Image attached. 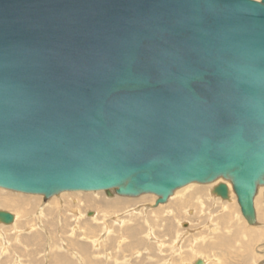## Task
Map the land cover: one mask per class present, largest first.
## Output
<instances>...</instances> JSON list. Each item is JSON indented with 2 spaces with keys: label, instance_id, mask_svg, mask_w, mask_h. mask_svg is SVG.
I'll return each instance as SVG.
<instances>
[{
  "label": "water",
  "instance_id": "95a60500",
  "mask_svg": "<svg viewBox=\"0 0 264 264\" xmlns=\"http://www.w3.org/2000/svg\"><path fill=\"white\" fill-rule=\"evenodd\" d=\"M219 178L256 224L264 0H0V188L159 205Z\"/></svg>",
  "mask_w": 264,
  "mask_h": 264
},
{
  "label": "rangeland",
  "instance_id": "374dc122",
  "mask_svg": "<svg viewBox=\"0 0 264 264\" xmlns=\"http://www.w3.org/2000/svg\"><path fill=\"white\" fill-rule=\"evenodd\" d=\"M222 182L224 181H219V183ZM216 185L214 184V187L211 188L214 189ZM98 192H101L100 196H102L103 198H110L109 200H111L113 204L109 207L105 204H99L96 206L90 205L83 208L82 212L87 218L80 220V222L78 223L82 228H84V230H87L88 228L92 239L93 236H97L96 239L101 240L100 242L102 243H96L95 246L93 242H86L84 239H82V237L78 236L74 238L70 236L74 228V226H70L76 224L74 222L75 217L73 216L72 211H70L75 206V203L71 198L83 200L85 194H90L93 192H84L85 194L81 196H77L75 192H64L65 194L61 193V196L67 199L68 202L64 210L60 211L62 218L61 223L58 226L56 215L52 214L53 210L51 204L47 203L44 204V207H42L43 202H48L49 199L44 200L45 197L42 195L17 193L0 188V200L3 199L2 197H10L13 199H19L22 203L12 206V210L8 209L3 211H7L10 213L16 212L22 217L21 220H23V222L19 223L21 225L17 226L18 228L16 230L5 229L7 240H0V264H193L196 258L200 257L205 259L208 258L209 260L213 261L212 263L214 264H264V205L262 204L264 203V201L262 193L258 199V201L262 202H258L256 204L258 225L250 226L249 223L245 222L246 220H244L241 216L242 218L239 221L238 219L235 221L231 219L232 222H234L233 224H231L232 222L230 223L229 219H227V226H223L222 223H220V227L222 229L219 228V231L215 232L214 230L218 229L219 226L217 227V225L221 220H218L217 224L215 220L211 219L212 215H209L208 213L213 210L212 206L210 211H206V215L205 210L203 211L200 207V209L198 210V208L194 206L195 204H197V202L193 201L194 205L191 204L193 206L189 207L190 212L186 214L185 210L183 211L185 217L190 215V217L194 216L195 218L193 217L194 220L192 221L190 219L186 220L181 217L182 220L186 221H183L184 224L182 227H180L177 218L170 219L163 215L167 214V212L164 213L167 209H162L154 212L150 207V203L153 202H151V200L149 199H143L139 201L137 199H134L136 201L135 202L132 201L133 199L128 200L129 197L119 195V197L128 200V202L126 203H121L120 201L118 202L114 200L116 199L115 196L117 194L114 190L112 197L106 195L105 191ZM233 195L235 196V194ZM91 196L92 195H90V197ZM143 196H153L154 198H157L156 195L153 194ZM214 196L216 195L214 194ZM136 203L140 205H137ZM237 207L239 209V205ZM127 209V212L121 214V212L126 211ZM95 210L113 216L108 220V222H105L108 224V226L111 227L112 234L104 232V230L102 231V226L100 224L102 222V217L98 218L99 223L90 221V218H93V216L96 214ZM151 211H153V213H151ZM196 211L198 212V214ZM201 212L205 213L202 214ZM214 215L215 217H218V215ZM28 216L30 218V221H25L24 217ZM169 216L171 217L173 215ZM40 217L41 221H39ZM117 217L120 219L122 218L121 220L127 219L126 225L123 224L122 226L120 224L118 225L117 222H114ZM129 217L132 218L130 219ZM205 217H207L206 220ZM148 218H150V221ZM203 219L206 221V224ZM212 221H215V224H213ZM167 222H173V224H171L172 226H170L173 228L171 231L170 227L169 230H165ZM153 223H158L160 225V228L156 229L157 232H155L157 233V236L156 234L151 236L149 235L150 232H147L150 229L149 226L151 224L153 225ZM210 224L211 226H214L213 232L211 230L212 228L210 227ZM236 224H240L239 226L241 228L245 227L246 230L244 234H247L248 236L250 234L253 237L255 234V239L251 243V248L249 250L247 249V246L249 245L250 239L248 237L243 238L242 233L241 236H238V238H231L233 239L231 241V246L222 244L223 246L219 248L208 247L209 242L215 243V241L217 242V240L220 239V236L222 237L223 235H228L226 234V232L230 231L227 229L229 225L230 227H232L233 225L235 227ZM135 225L138 226V230L135 232L134 236L131 237L132 235L130 236V231L128 230V228ZM191 225L195 226L193 227ZM190 226L191 228H189ZM19 227L22 228L20 229ZM23 227L26 229L27 233ZM177 228H181L178 229L179 232L177 231ZM188 228L195 230L193 231V234L195 235L194 237L190 236L189 234L181 233V230ZM45 231L47 232V234ZM49 233L53 237V240L50 238L51 243H49L50 241L47 238V236L50 237ZM196 234H198V236L200 237L198 238L199 240L197 239L195 241L193 239L195 237H198ZM136 235L137 237H135ZM156 237V241H151L150 238L155 239ZM205 237L206 240H204ZM131 238H134V241L131 240ZM60 239H62L66 243V250L60 248V246L62 245ZM71 241L74 242L73 244L77 243L80 246L86 245L88 247L87 252H82L81 250L78 252L76 246L71 244ZM53 243L54 245L50 247V245ZM161 243H164V246L162 248L159 247ZM94 248L95 250H93ZM73 250L78 255L76 256L77 259L75 256V258L72 257L71 251ZM250 253L252 254L251 256ZM248 257L251 258L247 262L246 259ZM242 259H244L243 262L241 261Z\"/></svg>",
  "mask_w": 264,
  "mask_h": 264
},
{
  "label": "bare ground",
  "instance_id": "6f19581e",
  "mask_svg": "<svg viewBox=\"0 0 264 264\" xmlns=\"http://www.w3.org/2000/svg\"><path fill=\"white\" fill-rule=\"evenodd\" d=\"M259 1H261V0H259ZM224 181L227 185H228V187H229V199H227V200H224V199H222L221 197H219V196H214V193H213V188H211V187H214V184L216 185H218L219 184V181ZM224 182H222V183H224ZM216 185V186H217ZM15 192V191H14ZM17 193H20V192H17ZM65 193H67V192H65ZM64 193V194H65ZM76 194H77V196H81V195H83V194H85L84 192H75ZM106 193V195H107V192H105ZM111 193H112V196H113V190L111 191ZM261 193H262V196H263V201H264V186H262V187H259V190H258V194H257V196L255 197V210H256V204L258 203V202H262V201H258V199H259V196L261 195ZM25 194V193H24ZM100 194H101V192L99 193V192H93V193H90V194H85L84 195V199L83 200H80V199H77V198H71L72 200H73V202L75 203V206L70 210V211H72V213H73V216L75 217V220H74V222L76 223V224H74V225H72V226H70V227H73L74 226V228H73V230H72V234L70 235L71 237H74V238H76V237H82V239H84L86 242H93V244H95V246H96V243L98 244H100V243H102V242H100L101 240L100 239H96V237L97 236H93V239H92V237L90 236V232L88 231V228H87V230H84V228H82L78 223L80 222V220H83V219H85V218H87V217H85L84 216V214H83V208H85V207H87V206H92V205H94V206H96V205H99V204H105L106 206H111L113 203H112V201L111 200H109L110 198H103L102 196H100ZM233 194H235L234 193V191H233V187H232V183L230 182V181H226V180H224L223 178H219V179H217L216 181H214L213 183H210V184H199V183H192V184H190V185H187L186 187H183V188H181V189H178V190H176V191H174V193L169 197V199H168V201L166 202V203H162V204H159V205H157V201H158V197L157 198H154L153 196H143V195H148V194H143V195H141V196H138V197H129L128 198V200L129 199H133L132 201H135L134 199H137L138 201L139 200H143V199H149V200H151V202H153V203H150L151 204V209L154 211V212H156V211H158V210H162V209H167V210H165V212L164 213H166L167 212V214L165 215V214H163L165 217H167V218H170V219H174V218H177V221H178V224L180 225V227H182L183 226V224H184V222L186 221V220H188V219H190V220H194V218L191 216L190 217V215H188V216H186L185 217V214H184V211L183 210H185V213L186 214H188L190 211H189V207H191V206H193L194 205V202H197V204H195L194 206H196V208H198V210L201 208L203 211L205 210V212L206 211H210L211 210V208L213 207V210L210 212V213H208L209 215H212V217H211V219L212 220H215L216 222H217V224H218V220L220 221L219 222V224L217 225V227H218V229H215L214 230V226H211V224H210V227L212 228L211 230H212V232H213V230L215 231V232H217V231H219V228H221L220 227V223H222V225L223 226H227V223H228V220L227 219H229V221H230V223L232 222V220L233 221H235V220H237L238 219V221L239 220H241V218L243 217V219L244 220H246L245 218H244V216H243V214H242V212H241V208H240V205H239V203H238V199H237V196H236V194H235V196L233 195ZM90 195H92L91 197H90ZM149 195H152V194H149ZM112 196H110V197H112ZM45 197V196H44ZM116 199H114V200H116V201H120L121 203H126V202H128V200L127 199H125V198H121V197H119V195L117 196V194H116ZM236 197V198H235ZM3 199H1L0 200V209L1 210H8V209H10V210H12L13 209V207L12 206H15L16 204H22L21 203V200H19V199H13V198H10V197H2ZM81 198V197H80ZM114 198V197H113ZM48 200V202H46L45 201V203L43 202L44 200ZM44 198V200L42 201L43 202V206L42 207H44V204H51V207H52V210H53V213L52 214H55L56 215V220L58 221L57 223H58V226H59V224L61 223V214H60V211H62V210H64V208H65V206L67 205V199H65L64 197H62L61 196V194H59V195H56V196H54V197H51V198ZM262 199V198H261ZM260 199V200H261ZM194 201V202H193ZM136 202V201H135ZM193 202V203H192ZM149 203V202H148ZM210 203V204H209ZM137 204V203H136ZM135 204V205H136ZM191 204H193V205H191ZM239 205V209H238V205ZM263 205H264V203H262ZM79 205H80V207H79ZM137 205H140V204H137ZM212 206V207H211ZM188 207V208H187ZM200 207V208H199ZM210 208V209H209ZM41 209V208H40ZM42 209H44V208H42ZM145 209V208H144ZM195 209V208H194ZM193 209V210H194ZM96 211V210H95ZM128 211V209L126 210V211H123V212H121V214L122 213H124V212H127ZM130 211V210H129ZM150 211V210H149ZM153 211H151V213H153ZM197 212V211H196ZM196 212H194V213H196ZM204 212V213H205ZM213 212H214V214H216V216L218 215V217H215V215L213 214ZM40 213V212H39ZM96 214L93 216V218H90V221L91 222H98L99 223V220H98V218L99 217H102V222H101V220H100V224H101V228H102V231L104 230V232H107V233H110V234H112V231H111V227L110 226H108V224L107 223H105V222H108V220L111 218V217H113L112 215H108V214H106V213H103V212H99V211H96L95 212ZM131 213V212H130ZM138 213V212H137ZM202 213V212H201ZM204 213H202V214H204ZM14 216H15V220H14V222L12 223V224H10V225H5V224H0V240L1 241H6L7 239H6V235H5V229H12V230H16L18 227L17 226H20L21 224H19V223H21V222H23V220H21L22 219V217L18 214V213H16V212H13L12 213ZM120 214V215H121ZM197 214H198V212H197ZM40 215V214H39ZM118 215V214H117ZM148 215V214H147ZM169 215H173V216H169ZM193 215V214H192ZM196 215V214H195ZM206 215H207V212H206ZM242 216V217H241ZM119 217V216H118ZM117 217V219L116 220H114V222H117L118 223V225L120 224V225H122L123 226V224L124 225H126V220L127 219H123V220H121L120 218H118ZM149 217V216H148ZM181 217H183L184 219H186L185 221L184 220H182L181 219ZM198 217V216H197ZM25 219V221L26 220H28V221H30V218H29V216L28 217H24ZM130 218V217H129ZM132 218V217H131ZM130 218V219H131ZM152 218V217H151ZM149 219V221H150V218H148ZM207 219V217H205V220ZM232 219V220H231ZM129 220V219H128ZM204 220V219H203ZM204 220V221H205ZM227 220V221H226ZM243 220V221H244ZM256 220H257V222H256V224H254V225H250V226H255V225H258V219H257V210H256ZM39 221H41V217H40V219H39ZM184 221V222H183ZM214 221V222H215ZM226 221V222H225ZM213 222V221H212ZM213 222V224H215ZM245 222H247V221H245ZM1 223V222H0ZM168 223V224H167ZM166 223V227H165V230H169V227L170 226H172L171 224H173V222H167ZM188 223H190V222H188ZM203 223V222H202ZM234 222H232L231 224H233ZM248 223V222H247ZM201 224V223H200ZM205 224H206V221H205ZM187 225V224H186ZM209 225V224H208ZM240 225V224H239ZM239 225H235V227H234V225L232 226V227H230V225L227 227V229L228 230H230V231H228V232H226V234H228V235H223L222 237L220 236L219 238L220 239H218L217 240V242L215 241V243H213V242H209V244H208V247L209 248H219V247H221V246H223V245H227V246H231L232 245V243H231V241L233 240V239H231V238H233V237H235V238H238V236L240 235L241 236V233H242V237L244 238V237H248L249 239H250V242H249V245L247 246L248 248V250L251 248L250 247V245H251V243L253 242V240L255 239V234H254V237L252 236V235H250L249 234V236L247 235V234H244V232H245V227H243V228H241ZM247 225V224H246ZM191 226H193V225H191ZM191 226L189 227V228H191ZM195 226V225H194ZM193 226V227H194ZM61 227V226H60ZM150 229H149V231H147V232H150V234L149 235H151V236H153V235H155L156 234V236H157V233H155V232H157V230L156 229H159L160 228V225L158 224V223H153V225L151 224L150 226ZM158 227V228H157ZM20 228V227H19ZM22 228V227H21ZM20 228V229H21ZM24 228V227H23ZM164 228V227H163ZM183 229V230H181L180 232L182 233V234H189L190 236H195L193 233V231H195V230H193V229ZM25 229V228H24ZM23 229V230H24ZM173 228L172 227H170V231L172 230ZM178 229H181V228H177V231H178ZM222 229V228H221ZM46 230V229H45ZM121 230V229H120ZM128 230L130 231V236L131 237H133L134 236V234H135V232L138 230V226L137 225H135V226H132V227H130V228H128ZM128 230H127V232H128ZM201 230V229H200ZM8 231V230H7ZM19 231V230H18ZM25 231H26V229H25ZM79 231V232H78ZM240 231V232H239ZM46 232V231H45ZM179 232V231H178ZM200 232V231H199ZM204 232V231H203ZM208 232V231H207ZM214 232V233H215ZM248 232H250V231H248ZM26 233H27V231H26ZM153 233V234H152ZM46 234H47V232H46ZM80 234V235H79ZM205 234H207V233H205ZM218 234H219V232H218ZM244 234V235H243ZM84 235V236H83ZM197 236H198V234H196ZM200 235V234H199ZM47 236V235H46ZM49 236L50 237H48L47 236V238H48V240L50 241L49 243H51V239L53 240V237L51 236V234L49 233ZM185 236V235H184ZM135 237H137V235L135 236ZM200 236H198V237H195L193 240H197L198 238H199ZM51 238V239H50ZM123 238V237H122ZM123 239H125V238H123ZM134 238H131V240H133ZM151 239V241H153V240H157V237L154 239V238H150ZM61 241V243H62V245L60 246V248H62V249H65L66 250V246H65V242L62 240V239H60ZM83 240V241H84ZM104 240V239H103ZM126 240V239H125ZM199 240V239H198ZM204 240H206V237H205V239ZM123 241V240H122ZM134 241V240H133ZM132 241V242H133ZM107 242V241H106ZM105 242V243H106ZM111 242V241H110ZM74 242L73 241H71V244L72 245H74V246H76V248H77V250H78V252L81 250L82 252H87V250H88V247L86 246V245H83V246H80L79 244H77V243H75V244H73ZM59 244V243H58ZM139 244H141V243H139ZM223 244V245H222ZM54 245V243L53 244H51L50 245V247H52ZM104 245V244H103ZM98 246V245H97ZM164 246V243H161L160 245H159V247L160 248H162ZM233 247V246H232ZM102 248V247H101ZM103 248H104V246H103ZM99 249V248H98ZM93 250H95V248L93 249ZM101 250V249H100ZM99 251V250H98ZM163 251V250H162ZM99 253V252H98ZM252 253V252H251ZM250 253V256L252 255ZM71 254H72V257H76V256H78L77 255V253L73 250V251H71ZM80 254V253H79ZM97 254V253H96ZM7 255V254H6ZM100 256V255H99ZM103 256V255H102ZM74 257V258H75ZM200 257V256H199ZM100 258V257H99ZM106 258V257H105ZM213 258V257H212ZM251 258V257H250ZM249 257L246 259V261L248 262V260L250 259ZM76 259H77V257H76ZM96 259H97V257H96ZM199 259H201V260H203L204 261V263L205 264H214V263H212L213 261H211V260H209L208 258H202V257H200V258H196V260L193 262V264H195L196 263V261L197 260H199ZM107 260V259H106ZM242 262L244 261V259H242L241 260ZM127 262H128V260H127ZM216 262V261H215ZM220 262V261H219ZM100 263V262H99ZM126 264V263H125ZM217 264H219V263H217ZM245 264H247V263H245Z\"/></svg>",
  "mask_w": 264,
  "mask_h": 264
}]
</instances>
